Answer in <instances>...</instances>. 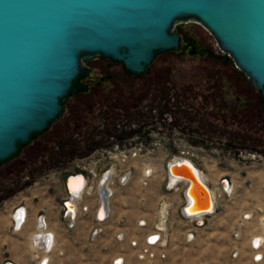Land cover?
Instances as JSON below:
<instances>
[{
	"label": "rangeland",
	"instance_id": "obj_1",
	"mask_svg": "<svg viewBox=\"0 0 264 264\" xmlns=\"http://www.w3.org/2000/svg\"><path fill=\"white\" fill-rule=\"evenodd\" d=\"M173 29L179 34V49L159 54L140 74L132 75L120 62H111L105 58L86 62L85 65L91 71L89 79L86 80L89 88L77 94L79 100L87 102L92 98L93 101L89 103L90 107H85L82 111L77 109L75 113H72L71 105L69 109L64 106L58 118V121H62L72 115L76 116L75 121L80 120L76 132L70 133L68 129L62 132L61 136L69 138L68 144L62 150L40 151L41 154L32 158V162L27 160L22 163V149L13 157L12 161L21 170L18 173L8 171L3 176L0 175V259L11 257L6 250H11L9 246L15 245L17 253L12 258L16 263L33 264L24 256L25 247L16 245L19 238L10 234L5 227L6 212L3 209L6 203L3 200L12 195L5 189L28 182L24 189L17 191L28 193L47 184L44 183L46 180L50 186L48 190L54 191L56 187H61V181L63 178L65 180L66 175L77 170L73 164L79 158L101 145L129 143L130 139L134 142L137 136L146 138L148 131L136 132V128L138 124L146 121L145 117H148L149 112L159 114L154 111L159 107L165 112V117L160 119L162 124L158 125V131H153V138L158 140L159 149L156 162L153 163L156 171L152 173L149 183L142 185L138 181V175L134 174L126 188L115 194L111 202V216L104 224V232L93 243L88 240L89 216L80 212L76 221L78 228L75 238H71L74 233H66L69 235L64 236L67 239L64 241L66 246L61 245L62 250H58L61 254L53 255L49 264H111L115 252L122 253V264H264V143L259 145L245 142L242 146L239 142L237 146H230L228 142L236 143L239 136L179 133L169 125L170 112L174 117L183 116L181 109L176 112L174 103L181 106L180 108L188 106V103L178 104L174 98L176 95L173 90L179 91V85L189 83L192 84V90H201L198 85L224 79V69L232 70L240 80L239 83L247 85V79L198 22H180ZM188 42L190 45H187ZM213 69L218 72L208 74ZM153 72L158 76L152 77ZM165 78L168 80L163 82ZM228 78L234 76L229 74ZM153 79L159 80L158 83H154ZM171 82H175L174 88ZM223 89L224 97H238L236 100L229 99L230 103H239V106L245 104L244 94H232L225 91V87ZM163 90L166 92L162 93ZM156 91L158 94L154 96ZM191 104L196 105L194 102ZM257 106L264 114V107L259 103ZM252 131L253 129L248 131L252 137H264L263 134ZM173 139L174 144L181 147L196 148L193 149L194 165L204 173L211 190L216 191L215 187L220 178H228L232 185L228 196L221 198L215 193L214 211L205 216L203 224L197 228H193L192 224L181 219L178 214L176 205L180 200L179 190L173 192L163 188L162 164L178 150L166 148ZM181 139H187L189 143ZM49 153L54 155L51 166L47 158ZM9 163H3L1 168L8 167ZM33 165H42V170L33 172L30 170ZM160 203H164V207ZM143 218L146 226L140 230L136 222ZM153 224L162 227L164 244L156 247L157 251L154 252L157 255L154 258L140 260L130 250L128 241L139 231H151ZM116 227H121L125 234L122 241L114 239L113 229ZM188 234H191L190 238L187 237ZM255 237H261L263 242L260 248L262 258L258 262L252 261L249 245V240ZM23 250L24 253L20 252Z\"/></svg>",
	"mask_w": 264,
	"mask_h": 264
},
{
	"label": "water",
	"instance_id": "obj_2",
	"mask_svg": "<svg viewBox=\"0 0 264 264\" xmlns=\"http://www.w3.org/2000/svg\"><path fill=\"white\" fill-rule=\"evenodd\" d=\"M190 20L264 101V0H0V164L46 129L68 96L86 90V62L105 58L140 74L178 50L174 25ZM185 163L166 164L188 182L184 212H209L210 190Z\"/></svg>",
	"mask_w": 264,
	"mask_h": 264
},
{
	"label": "built area",
	"instance_id": "obj_3",
	"mask_svg": "<svg viewBox=\"0 0 264 264\" xmlns=\"http://www.w3.org/2000/svg\"><path fill=\"white\" fill-rule=\"evenodd\" d=\"M153 131L147 133V137L137 136L136 141L133 139L128 140L129 143H113L108 146H102L95 149L93 152L85 155L73 164L77 170L71 174L65 176V180L61 181L62 190L65 192L62 196L59 204L58 211L61 219L65 221V227L71 229L75 226L78 219V215L81 212L83 215L89 216L90 227L88 240L94 242L104 232V224L111 216L112 207L111 202L117 192L126 188L129 180L138 175V181L142 185L149 183L152 173L155 172L153 163L156 162V156L159 149L158 140L153 138ZM148 139V141H145ZM185 141L184 139H181ZM190 147V146H189ZM166 148L178 149L177 153L171 154L168 159L162 164L161 173L163 176V188L165 191L176 192L179 190L180 200L176 207L178 208V214L181 219L192 224L193 228H197L203 224V218L215 209V193L217 196L224 197L230 194V190L227 188L228 178H220L215 192L213 190V209L212 211L188 213L184 212V208L189 206L191 201L185 195V190L188 185L187 180L181 179V181L175 182L176 184H169L167 176L170 175L166 170L167 163L181 162L173 161V158L177 156H183L188 158L193 164V149L196 148H184L177 144H174V139L169 141ZM80 176L83 179V184L78 192L74 195L66 189L65 181L69 177ZM209 187V186H208ZM210 190V188H209ZM75 199L76 204L73 201ZM64 201L70 203V207L64 205ZM81 202V204H79ZM160 206L164 207V203H160ZM102 209V218L97 217V212ZM248 217V216H246ZM26 210L22 205L13 206L9 212L8 229L12 232L19 231L25 223ZM264 223V220H263ZM136 226L143 230L146 226L145 219H138ZM113 236L116 241H122L124 239V232L121 227L113 229ZM188 238L191 234L187 235ZM259 240V239H258ZM29 246L31 248V257L36 264H49L53 257L52 252L61 254V251L55 249V241L53 232H51L46 225L44 218L39 214L35 218L33 230L30 232L27 238ZM164 244L162 227L159 224H153L151 231H139L128 241V246L132 250L138 259H144L149 257H155L154 251H157L156 247ZM250 249L252 250L251 259L253 262H258L262 258L260 248L263 245L262 240L257 241L253 238L250 242ZM121 251V250H120ZM162 256V255H161ZM122 253L115 252L111 258V264H122Z\"/></svg>",
	"mask_w": 264,
	"mask_h": 264
},
{
	"label": "flooded vegetation",
	"instance_id": "obj_4",
	"mask_svg": "<svg viewBox=\"0 0 264 264\" xmlns=\"http://www.w3.org/2000/svg\"><path fill=\"white\" fill-rule=\"evenodd\" d=\"M187 41L189 40L187 39ZM187 45H190V43L188 42ZM217 72L218 70L216 69L214 71L208 72V74H214ZM229 74L233 75L234 78H228ZM223 75L225 76L224 79H215L207 84H204L203 86L198 85V88H202L201 90H192V84L189 83H183L181 84V86L179 85V91H176V89H174L173 94L176 95V97L174 98L177 99L178 104L179 102L188 103V106L185 105L184 107L180 108L181 106L179 107V105L174 103L177 109L176 112L178 113V110L181 109L180 111L183 116L181 117V120L180 117H174V115L171 114L170 111H168L170 112L169 125L179 133L195 132L200 134L206 133L220 136L224 134L239 136V139L236 140V143L228 142L230 146H237L236 144L239 142L242 146L245 142L262 145L264 143V137L257 135L252 137L248 133V131L253 129L252 132L264 135V114L261 112V109L257 106L259 103L261 106L264 107V101L262 97L251 88L248 82L247 85L243 82L239 83L240 80L236 77L232 70L224 69ZM156 76L158 75H155L153 72L152 77L155 78ZM88 79L89 77L82 81L86 84L85 91H87V89L89 88L88 83L86 82V80ZM167 80L168 78H165L163 82ZM153 81L154 83H156L159 80L153 79ZM175 82H171L173 88L175 87ZM223 87L226 88L225 91H229L232 94L235 92H240L244 94L246 98L245 104L239 106V103H236L235 105L230 103L229 99L236 100L238 99V97L232 95H230V97H224ZM154 89L156 90L155 87ZM91 91L95 92L94 89H92ZM165 92V90L162 91V93ZM77 93L78 92L68 96L66 102L63 104L62 111L64 106L69 109L70 105L72 113H75V110L77 109H79V111H82L83 109H85V107H90L89 103L93 101L92 98H89L87 102H84L82 100H79L80 97H78ZM157 94L158 93L156 91V93H154V96ZM254 94L256 95V97H254ZM191 102L196 103V105H192ZM62 111L60 112V114L62 113ZM154 111L158 112L159 114H154L153 111L149 112L148 117H145L147 118L146 121L138 124L136 132H141L143 130H146L148 132L149 130L158 131V125L162 124L160 119L165 117V112L161 111L159 107L156 108ZM206 113L208 114V116H206ZM60 114L53 122H51L47 126L46 129H44L40 133H37L34 139H31L26 145L21 146L19 148V151L21 149L23 150L21 160L22 163H25L27 160L32 162V158H35L38 154H41L40 151H48L49 149L50 151H58L62 150L64 145L68 144L69 138H64L63 136H61V134L67 129L70 133L76 132L78 130V127L80 126V120L75 121L74 118H76V116L74 117L71 115L70 118L58 121ZM232 125H234L236 128H233ZM258 130H260V132ZM184 140L188 142L187 139ZM110 144H103L100 147L108 146ZM53 156V154L49 153V156L47 157L49 166L53 165V163H51V159H53ZM13 157H15V155ZM13 157L8 160L10 162L8 167L5 166V168H1L3 163L0 164V175L3 176L8 171H15L16 173H18V171L21 170L20 167L16 166L17 163L12 161ZM55 161H57L56 157ZM42 162L45 161L42 159ZM30 170H32L33 172L37 170L41 171L42 165H36V167L33 165ZM27 183L28 182H25L22 185L15 184L11 189H5V191H8L9 194H13L19 190L24 189V186H26Z\"/></svg>",
	"mask_w": 264,
	"mask_h": 264
},
{
	"label": "crops",
	"instance_id": "obj_5",
	"mask_svg": "<svg viewBox=\"0 0 264 264\" xmlns=\"http://www.w3.org/2000/svg\"><path fill=\"white\" fill-rule=\"evenodd\" d=\"M44 183H47V184H44V186L41 185L37 191L31 190L28 193H26L25 191L16 192V193H13L9 198L3 200V202H5L7 206L6 209H3V211L6 212L5 227L10 234L15 235L19 238L18 244L16 245H19V246L22 245L23 247H25L26 252L24 250L20 252H23V253L25 252L24 256H26L27 261L33 264H34V260L31 257V248L28 244L27 238L30 232L33 230L35 218L37 215L40 214L44 218L47 228L51 232H53L56 250H62L61 245L66 246L64 241H66L67 239H65L64 236L68 237L69 235L67 234L69 231L71 234L74 233L73 235H71V238H75L74 237L75 232L77 231V228H78L77 223H76L73 228L67 229L65 227V221L61 219L60 217V214L58 211V204L62 198V187H56L54 191L48 190V188L50 189L48 181L45 180ZM33 198H37V199L34 200ZM16 205H22L25 208L26 219H25L24 225L19 231L12 232L7 228L9 225L8 215H9L11 208ZM14 246L15 245L13 246L11 245L9 246L11 247V250L10 249L6 250L8 255H10L11 257L8 256L3 259L1 258L0 264H2L4 261H9L12 264H17L15 259L12 258V255L13 257H16L14 254L17 253L15 251L16 249L14 248ZM52 254L56 256L55 251L52 252Z\"/></svg>",
	"mask_w": 264,
	"mask_h": 264
},
{
	"label": "bare ground",
	"instance_id": "obj_6",
	"mask_svg": "<svg viewBox=\"0 0 264 264\" xmlns=\"http://www.w3.org/2000/svg\"><path fill=\"white\" fill-rule=\"evenodd\" d=\"M180 160H182L181 162H186L187 163V164L185 163L184 165H182V170L184 172H186L187 174H189L192 177L195 174V176L198 177L208 187V185L206 183V180H205V177H204V173L201 170H199L197 167H195V165L188 158H184L183 156H177V157L173 158V161H180ZM166 178H167V181L169 182V184H171V183L172 184L173 183L176 184L175 182L181 181V179L175 178L174 176H167ZM193 179L196 181L195 177H193ZM65 183H66L65 184L66 189L70 192V194L74 195L81 188V186L83 184V179L80 176L69 177V178L66 179ZM227 188L230 191L232 190V185H230L229 181H228V184H227ZM208 189H209V187H208ZM210 193H211V196L213 198V190L210 189ZM64 194H65V192L62 190V196H64ZM73 203H74V205L76 204L75 199H74ZM67 207L71 208L70 205H68V204H67ZM6 208H7V206L5 207V209ZM207 210L212 211V209L210 207V203L207 206ZM102 216H103L102 209H99L98 212H97V217L101 219ZM255 239L257 241L262 240L261 237L258 238L259 240L256 237H255ZM251 240H250V242H251ZM30 248H33V247L31 246Z\"/></svg>",
	"mask_w": 264,
	"mask_h": 264
}]
</instances>
